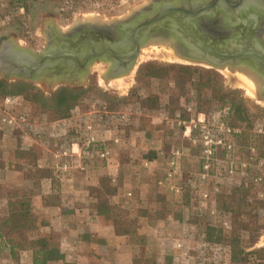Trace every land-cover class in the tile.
Masks as SVG:
<instances>
[{
  "label": "rangeland",
  "instance_id": "1",
  "mask_svg": "<svg viewBox=\"0 0 264 264\" xmlns=\"http://www.w3.org/2000/svg\"><path fill=\"white\" fill-rule=\"evenodd\" d=\"M143 1L144 0H39L26 12L25 9H21V3H16V0H0V41L5 35L6 38L15 36L21 40L23 45L36 47L43 43L45 35L44 30L50 23L65 26L87 16L108 19L112 16L126 13L132 6L140 4ZM20 17H23L21 21ZM169 50V47L161 49L160 46H157L154 49H145V51L141 53V57L139 61L136 62L133 69L117 78L107 77L106 70H104L105 68L102 64L93 66L90 75L92 76L91 82H86V88H84L87 90V95L83 98V101L80 104L77 103L74 105L73 109L79 105L86 110L91 109L92 111H98L101 110L103 101L106 100L109 102L111 109L113 108L116 111L123 112L131 111L132 115H134L132 117H137V124L123 126V135L126 133L129 134L131 132V127L134 125L138 126V118L142 115L141 113L149 116L151 115L155 121V125L157 124L160 126L158 131H155L156 134L161 133L162 136L159 138H163L164 140L167 139V143H169L171 148L176 146L190 148L192 160L189 161L187 167H185L184 174H186L183 177V180L190 185V180L192 178L194 179V174L198 172L200 167V146L184 137L182 131L184 130V126L180 125L179 121L189 122L192 118H196L199 113L194 111L189 118H177L176 116L170 118L169 113L165 112L163 109L164 107L167 108L169 105L176 108L177 111H180L182 106L186 107L189 104L188 100L194 95L203 73L200 70L195 72L192 75L191 80L185 84L184 90L181 89V86L176 84L173 74L166 79H153L149 85H143L138 81L137 74L140 66L150 61L162 65H192L201 69L214 70L217 75V85L219 89L224 92L235 91L237 96L243 100L245 107L249 112L252 124L251 126H248L246 123H243L240 126H233L238 130L237 135L234 136L237 145L235 154L237 158L247 162V172L238 173L228 179H213L209 183L204 184V186H207L210 189L213 188L215 183H219L221 186V192L216 196L215 203L218 210L222 212L226 211L225 204L229 201L231 202V213H228V220L231 223V228H223L219 226V217L217 215L213 216L209 213L198 215L195 208V206H199L198 199L192 204H187L184 195H182V197L169 195L166 197V204H162L161 209H163V207L169 208L171 211L181 209V211L184 212L185 219L194 223V225L196 224L198 228L195 229L192 238L187 239L185 242L186 249L189 251V256L185 257L184 254L179 251L178 256L174 258L166 257L165 259L159 260L157 257L158 263L260 264L259 260H257L258 255H246L243 252V249L250 252L264 248V160H260L262 158L261 152L262 150L264 151V97L261 96L256 89L255 91L254 89H251V93H249V90L239 82L240 76L236 74L237 71H232V73L227 74L225 71H219L214 67H208L207 65L205 66L199 63L177 60L173 58V55ZM0 77L3 78L1 74ZM39 89H44L49 92V90L43 86ZM205 93L212 96L213 91L210 89ZM148 94L156 97L157 101L163 105V109L148 110L147 107H142L140 97ZM7 96L16 97L13 98L15 101H13L14 105L26 110L38 122H42L45 119L56 120L55 113L50 109L43 107L37 100L27 98L24 95ZM7 96L0 97V110L5 107L4 100ZM171 96L179 97V102L177 104H171ZM173 100H176V98ZM204 114L207 118H211L207 113ZM213 115L217 118H225L227 120L228 108L217 105L213 110ZM91 117L93 121H96L98 118L93 113L91 114ZM211 119H213V117ZM104 126L105 129L114 127L113 124ZM63 128L64 125H60L57 129ZM41 136L43 141H46L47 144H54L56 143V137L58 135L55 132H53V135L50 132H47L42 133ZM123 149L124 147L119 149L120 151H117V154L120 158L121 169L124 173L126 172L130 161L126 160V154L121 152ZM220 156L225 157L226 154L221 153ZM223 164L225 165L226 163L224 162ZM73 173H75V171L66 175V181L70 182L73 180ZM256 177H262L263 180L256 181ZM218 180L221 181L217 182ZM243 183L249 186V198L247 200V203L251 204V207L249 208H247L246 204L239 207L238 201L234 202L229 196L233 187ZM105 185L107 189L111 188L108 180H106ZM192 189L198 196V189ZM182 204L183 206L188 205L187 209H183ZM254 205H258V207L250 212L249 210L252 209V206ZM141 209L142 208H140V210ZM137 211L138 210L135 209L133 212H130L131 217H136ZM164 213L165 212H163V214ZM208 227H214L215 229L222 231L225 236H240L241 244L234 247L228 240H223L220 242L208 241L210 246H204V242L206 241L203 240L201 234L204 231H207ZM124 228H129V224L123 225L122 229ZM133 230L139 232L137 228H133ZM253 233L257 236H253ZM148 244V253L158 255L156 249L157 243L149 242ZM167 245L163 244L165 247H167ZM134 248L136 255L140 250L136 246ZM6 250L7 249H3L2 251L9 253ZM3 259L0 260V264L9 262H13L14 264L13 259L8 260L5 257H3ZM121 260L124 261V258H121ZM123 261L122 264L124 263Z\"/></svg>",
  "mask_w": 264,
  "mask_h": 264
},
{
  "label": "crops",
  "instance_id": "2",
  "mask_svg": "<svg viewBox=\"0 0 264 264\" xmlns=\"http://www.w3.org/2000/svg\"><path fill=\"white\" fill-rule=\"evenodd\" d=\"M78 106L73 109L71 117L52 120L64 124L63 129L53 130L58 134L54 144H47L46 141L37 138L33 131H10L0 127V184L32 189L33 182L28 176L29 167L31 169L36 166L49 168L51 151L58 144L62 145L69 139H76L78 129L84 120H93L90 114L91 109L85 110ZM132 116L128 124H137V117ZM99 120L100 118L96 122L99 124L100 135L108 140L111 134L106 131L105 126L100 125ZM159 128L160 126L156 124L150 136L145 130H140L135 125L131 127V132L125 135H123V129H113L116 135L122 137V143L112 144L111 163L107 165L99 159L87 164L86 158H78L73 180L64 181L59 185L58 203L48 200V197L55 191L53 176L41 178L39 191L34 197L33 211L45 221L32 232V236L35 238L49 236L58 241L64 259L53 261L50 264H65L66 262L122 264L121 258H124L123 264L132 263L135 246L130 234L127 233L130 225L129 228L122 229L121 226L119 227L97 211L99 197L94 189L101 187L106 190V180L117 192L106 194L103 198L107 199L110 204L118 205L129 212L138 210L136 216L138 215L141 221L134 228H137L141 235L146 236V241L157 243L159 260L178 256L179 250L174 247V241L185 238V229L189 225L195 229L198 228L196 224L186 220L181 209L171 211L163 207L165 213L152 221L147 219L145 213L139 214L141 210H144L143 208H154L155 210L162 208V204H166V197L169 195L179 197L183 195V193L175 194L157 184V181L166 173L167 161L172 149L177 147L171 148L167 139L159 138L162 136L161 133H155ZM122 147L124 149L121 152H124L127 156L126 160L130 161L124 173L117 154ZM183 148L185 156L182 159V171L178 181L184 185L185 167L192 160V153L190 148ZM22 151H30L31 155H23ZM189 186L191 187V183ZM129 192L132 196H129ZM187 206L182 204L183 209H187ZM7 212L8 200L2 197L0 198V218L7 215ZM19 255V261L14 264H34L32 250H22ZM11 256L0 250V260L3 257L12 260Z\"/></svg>",
  "mask_w": 264,
  "mask_h": 264
},
{
  "label": "flooded vegetation",
  "instance_id": "3",
  "mask_svg": "<svg viewBox=\"0 0 264 264\" xmlns=\"http://www.w3.org/2000/svg\"><path fill=\"white\" fill-rule=\"evenodd\" d=\"M44 31L43 43L31 48L42 50L59 42L71 50L75 56L67 59L61 74L67 82L52 91L48 81L54 77L49 71L46 74L50 77L42 82L2 79L43 86L49 92H41L52 96L61 87L86 88V82H91V68L98 64L104 66L107 77H119L139 61L145 49L169 46L179 60L203 61L208 54H198L193 48L212 47L221 53L209 57L210 61L235 62V68H246L261 78L259 94L264 97V0H144L121 15L108 19L87 16L65 26L50 23ZM202 61L199 64L206 66Z\"/></svg>",
  "mask_w": 264,
  "mask_h": 264
},
{
  "label": "trees",
  "instance_id": "4",
  "mask_svg": "<svg viewBox=\"0 0 264 264\" xmlns=\"http://www.w3.org/2000/svg\"><path fill=\"white\" fill-rule=\"evenodd\" d=\"M39 0H16V3H21L20 7L22 10L25 9L27 12L30 7H32ZM23 17H20V21ZM6 38V35L3 39ZM28 39V38H27ZM200 70L203 73L194 95L188 100L189 104L186 107H181L180 111L169 105L167 108H162L163 105L159 103L156 97L152 95L141 96L142 107H147L148 110L163 109L165 112L169 113V117L177 118H189L192 112H204L207 113L209 117H214L213 110L217 105L228 108V118L227 122L232 126H240L246 123L251 126L250 115L245 107L243 100L237 96L235 91L224 92L219 89L217 85V75L214 70L201 69L192 65H162L156 62H147L140 66L137 74V79L143 85H149L153 79H166L173 74L175 82L181 89L184 90V86L192 78V75ZM212 90V96L207 95L205 92ZM7 95H24L27 98H32L37 100L43 107L50 109L56 115V119H65L72 116V111L74 105L81 103L83 98L87 95V90H75L69 87H61L52 96L44 95L41 90L30 83L27 82H7L0 77V97ZM171 104H177L179 102V97L171 96ZM176 98V100H173ZM171 106V107H170ZM82 109H85L81 107ZM102 110H112L110 108L109 102L104 100ZM86 110V109H85ZM115 110V109H113ZM147 110V109H146ZM139 116L138 126L136 128L143 129L146 131L148 136L152 135L155 124L154 119L150 115L141 113ZM210 118V119H211ZM37 138L41 137V134L34 132ZM100 146L90 147V153L86 157V163L99 160L97 155V149ZM23 155H31L30 151H22ZM148 157H152L148 155ZM261 161L264 160V151L261 152ZM259 160V161H260ZM260 161V162H261ZM30 173L28 176L32 179L33 187L32 189H25L22 187L8 186L0 184V198L6 197L8 200V212L7 215L0 218V250L8 249V252L13 258L14 262H18L20 259V252L22 250L30 249L34 253V264H50L53 261L64 259V255L60 250V246L57 240L49 236L33 237L32 232L40 227L45 220L41 219L39 216L35 215L34 209V197L39 191L40 180L44 176H53L55 180V191L54 194L48 197L49 202L58 203L59 202V185L66 181V175L59 173H54L48 167H29ZM58 185V187H57ZM94 191L97 192L99 197V202L97 204V211L100 215L112 220L119 227L129 224L130 228L128 234H130L131 241L133 245L139 248V253L136 254L132 260L131 264H159L156 254L148 253V241H146V236L141 235L136 230H132L136 224L141 220L138 215L136 217H131L130 212L126 209L118 206L112 205L110 202L103 198L106 194H114L117 192L115 188H109L106 190L100 188H95ZM249 186L245 183L235 186L230 191V198L236 202L238 201L239 207L242 205H247V208L251 207V204L247 203L248 200ZM183 195L185 197L187 204H192L197 201V193L189 186V183H184ZM231 202L225 204V213H231ZM162 207V206H161ZM258 207V205L252 206L249 211L252 212ZM144 211V212H143ZM141 210L139 214H144L148 220H155L163 214V209L145 208ZM249 212V213H250ZM125 229V228H124ZM253 236H257L253 233ZM201 237L206 241L220 242L223 240H228L234 247L239 246L240 236L229 237L225 236L222 231L215 229L214 227H208L207 231L201 234ZM3 243V245H2ZM2 245V246H1ZM7 251V250H6ZM246 255H258L260 264H264V248L257 251H246L243 249ZM65 264H75L71 262H66Z\"/></svg>",
  "mask_w": 264,
  "mask_h": 264
},
{
  "label": "built area",
  "instance_id": "5",
  "mask_svg": "<svg viewBox=\"0 0 264 264\" xmlns=\"http://www.w3.org/2000/svg\"><path fill=\"white\" fill-rule=\"evenodd\" d=\"M13 98L16 97L7 96L4 100L5 107L0 110V127L11 131L26 130L39 134L50 132L53 135L51 131L57 129L60 125H64L48 119L38 122L26 110L14 105ZM92 112L98 117L97 119L100 118V125H114V127L106 128L111 137L108 140L101 137L97 120H84L78 129L76 139H69L51 151L48 166L54 173L62 175L72 173L77 167V159L86 158L90 153V147L93 146H100L97 149V155L101 161H104L107 165L111 163L113 158L112 144L122 143V137L116 135L113 129L122 130L123 126L129 123L132 113L131 111L123 112L102 109ZM179 124L184 126V137L200 146V167L198 172L194 174V179L190 180L191 187L198 189L199 206H195L197 214L209 213L213 216L217 215L219 217V226L231 228L228 214L218 210L215 205L216 196L221 192V186L219 183H215L213 188L210 189L204 184L209 183L213 179H228L238 173L247 172V162L240 160L235 154L237 145L234 136L237 135L238 130L231 126L225 118L214 116L213 119H209L204 113H199L196 118H192L189 122L179 121ZM221 153H225L226 156L221 157ZM184 156L185 149L183 147L172 149L168 157L166 173L157 181L160 187L166 188L175 194L183 193L184 185L178 181V177L182 171V159ZM224 162L226 163L225 165L223 164ZM255 180L262 181L263 178L256 177ZM219 181L221 180L217 182ZM129 196H132L131 192H129ZM194 229L189 225L185 229V238L174 241V247L183 253L185 257L189 256L185 242L187 239L192 238ZM204 246H210V243L206 241ZM5 264H13V262Z\"/></svg>",
  "mask_w": 264,
  "mask_h": 264
},
{
  "label": "water",
  "instance_id": "6",
  "mask_svg": "<svg viewBox=\"0 0 264 264\" xmlns=\"http://www.w3.org/2000/svg\"><path fill=\"white\" fill-rule=\"evenodd\" d=\"M194 52L200 54H208L203 57H207V59L198 60V59H190L189 62H197L200 61L205 62L209 67L215 68H225L227 66L231 68H235L238 65L235 62H213L210 61L209 57H216L217 52L221 53V50L214 49L210 47L206 50H200V48H193ZM138 50L134 51V55ZM197 54V56H199ZM75 56L71 50H65L61 43L57 42L56 44H49L42 50H37L28 46L23 45L21 40H19L15 36H10L4 38L0 41V74L7 79H25L30 81L42 82L44 80H48L50 76L46 74L51 73L54 79H50L48 81L51 86L50 89L53 91L61 82H67L61 74L66 68V61L69 57ZM94 56V55H93ZM232 56V55H231ZM237 58L238 56H232ZM90 58V57H89ZM200 58V57H197ZM197 60V61H196ZM136 61L131 64V71L135 66ZM123 73L122 75L126 74Z\"/></svg>",
  "mask_w": 264,
  "mask_h": 264
},
{
  "label": "bare ground",
  "instance_id": "7",
  "mask_svg": "<svg viewBox=\"0 0 264 264\" xmlns=\"http://www.w3.org/2000/svg\"><path fill=\"white\" fill-rule=\"evenodd\" d=\"M93 17V16H92ZM169 47V46H166ZM169 51L170 53L173 55V58L175 59H181L173 50V48L169 47ZM175 53V54H174ZM176 55V56H175ZM223 70L227 73L230 74L232 73V71H237L236 74H238L240 76V80L239 82L241 83L242 86H245V88L247 90H249V93H251V89L255 91V89L257 90V92L259 93L260 88L262 87L261 85V81L259 79L258 76L255 75V73L253 71H250L246 68L243 67H238V68H231L229 66L223 68ZM233 75V74H232ZM264 100V99H263ZM262 101V100H261ZM264 103V102H263ZM262 103V104H263Z\"/></svg>",
  "mask_w": 264,
  "mask_h": 264
}]
</instances>
